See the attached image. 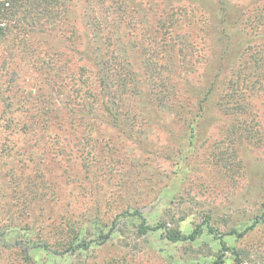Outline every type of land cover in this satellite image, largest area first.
Instances as JSON below:
<instances>
[{"label":"rangeland","instance_id":"rangeland-1","mask_svg":"<svg viewBox=\"0 0 264 264\" xmlns=\"http://www.w3.org/2000/svg\"><path fill=\"white\" fill-rule=\"evenodd\" d=\"M259 6L264 0L75 1L83 38L70 55L92 70L88 103L62 108L65 90L54 96L26 61L11 65L15 99L26 97L37 125L0 162V264H264V25L250 27ZM96 45L100 54L111 47L116 69L99 65ZM82 52L90 60H78ZM226 88L241 94L234 111ZM48 115L51 130L42 127ZM20 195L29 196L25 209L15 207ZM66 221L82 226L90 251L43 245L40 231L55 239ZM141 224L205 233L172 243L164 230L140 235Z\"/></svg>","mask_w":264,"mask_h":264},{"label":"trees","instance_id":"trees-1","mask_svg":"<svg viewBox=\"0 0 264 264\" xmlns=\"http://www.w3.org/2000/svg\"><path fill=\"white\" fill-rule=\"evenodd\" d=\"M75 1L77 2L78 0L0 1V105L3 103V110L0 112V162L3 160V157L10 156L14 152L19 151L21 147H24L25 143L29 141L27 137L34 134L37 125L36 120L34 122L28 120L27 113L29 108L26 97L22 96L19 100L15 99V90L20 76L14 74L15 72L11 65L16 60L26 61L28 66L32 67V71L35 74L33 79L47 84L51 88V92H55L54 96L61 93L60 91L65 90V93L61 94L63 98L58 101L62 108L65 106V108L70 107L75 109L77 104L83 106L85 102L88 103L86 96L92 92V70L86 64L74 67L76 59L70 55L76 51L73 45L77 44V39L83 38L77 33L79 19L77 11L73 9ZM86 1L89 2L90 0ZM15 18H18V20L13 25L10 22ZM64 21L66 22L64 23ZM63 25L66 26L61 30L64 27ZM263 25L264 6H259L250 21V27L255 31L259 30ZM93 26L96 28V31L100 27L97 25ZM68 27L69 34L66 38H59V36L52 38L53 33L51 35L49 32L57 31L58 33H62ZM166 28L169 32L168 25ZM96 40V38H92L93 43ZM228 43L225 38L221 41L224 53L228 51ZM100 50L101 46H92V52L90 53L92 56L94 55V59H98L100 66L108 65L116 69L114 60L116 57L111 52V47L105 46L106 53L104 54H100ZM87 55V52H82V56L78 60H90V57ZM108 72L111 73V69H108ZM108 78L109 75L105 78L104 82H107ZM114 81L116 82V78ZM58 88H60V91L57 90ZM240 95L238 92L235 94L234 89L232 91L230 88H226V92L222 95V100L223 102L227 101V111L238 109ZM43 111L49 114L53 112V108L44 106ZM78 113H81V108H78ZM85 114L86 112H83V115ZM114 117L116 122V115ZM43 120L42 127L45 126L48 130L53 129V124L49 122V115ZM189 127L191 130H194L193 123H190ZM54 141L60 143L63 141V138H55ZM20 197L22 196L20 195ZM22 199L18 204H15L17 209L28 207L29 196H23ZM17 200L20 199L17 198ZM208 228L209 234L215 233L213 227L209 225ZM160 230L165 231V239L172 243L195 242L205 233L202 225L195 227L190 233L185 234L179 229L166 230L162 224L154 227L141 224L138 228V233L140 235H147ZM40 233L43 235V245L53 248L57 254H68L77 250L88 252L91 249L89 242L80 240L82 226H78L74 222L66 221L64 224L59 225L55 233L57 235L55 239H53L51 233L47 234L44 230H41ZM245 235V233L241 234V237ZM107 236L103 239L109 238Z\"/></svg>","mask_w":264,"mask_h":264}]
</instances>
